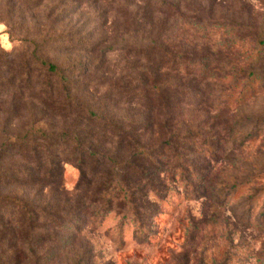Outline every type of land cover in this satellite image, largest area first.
I'll return each mask as SVG.
<instances>
[{
	"label": "rangeland",
	"instance_id": "374dc122",
	"mask_svg": "<svg viewBox=\"0 0 264 264\" xmlns=\"http://www.w3.org/2000/svg\"><path fill=\"white\" fill-rule=\"evenodd\" d=\"M175 3L0 0V264H264V0Z\"/></svg>",
	"mask_w": 264,
	"mask_h": 264
},
{
	"label": "trees",
	"instance_id": "16d2710c",
	"mask_svg": "<svg viewBox=\"0 0 264 264\" xmlns=\"http://www.w3.org/2000/svg\"><path fill=\"white\" fill-rule=\"evenodd\" d=\"M151 2V0H147ZM164 6L175 5L176 0H156ZM51 70H56L57 66L54 63L50 64ZM9 208L10 218L14 217L16 222H27L32 225L37 219L39 209L29 202L15 196L0 193V222L4 225L11 226L9 219L6 220V214L8 213L5 208ZM44 210V209H41ZM145 222L142 219V223ZM144 226V225H143Z\"/></svg>",
	"mask_w": 264,
	"mask_h": 264
}]
</instances>
